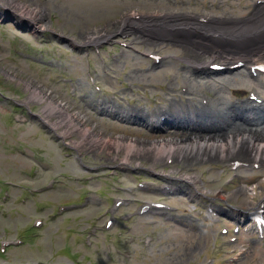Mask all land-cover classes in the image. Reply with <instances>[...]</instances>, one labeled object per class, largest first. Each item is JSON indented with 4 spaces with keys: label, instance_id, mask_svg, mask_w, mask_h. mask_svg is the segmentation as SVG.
Instances as JSON below:
<instances>
[{
    "label": "rangeland",
    "instance_id": "374dc122",
    "mask_svg": "<svg viewBox=\"0 0 264 264\" xmlns=\"http://www.w3.org/2000/svg\"><path fill=\"white\" fill-rule=\"evenodd\" d=\"M0 5V90L6 97L0 96V264H223L231 247L220 236L219 228L206 221L204 203L207 197L213 198L222 212L232 215L233 210L240 209L242 197L239 200L227 197L243 187L254 207L264 192V157L232 154L216 161L174 157L175 163L169 166L165 161L168 153L159 162L135 156V150L161 144L176 147L192 144L196 141L192 139L201 134L197 141L205 143L207 137L203 128L201 133L189 136L182 131L165 133L144 124L100 117L94 104L101 96L93 95L86 76L84 53L92 46L85 39L92 33L102 36L100 40L107 35L118 36L123 28L119 21L135 14H169L183 19L193 15L210 17L220 24L225 18L234 21L230 25L233 26L251 17L252 0H1ZM10 7L20 8L32 17L31 21L14 14ZM159 34L162 37L155 40L148 33L133 37L135 46L143 53H160L165 57L157 67L134 52H126L116 62L110 61V54L117 53L115 44L112 45L114 39L104 41L109 44L102 51L109 70L103 74L98 62L93 68H98L97 79L107 101L116 94L120 108L127 105L124 102L127 100L134 111L143 114L160 113V108L166 107L185 118L204 121L205 116L209 123L214 122L224 130L225 136H233L235 124L248 127L243 118L248 112L239 95L243 98L251 89L264 92L262 81L252 80L239 71L211 79L197 78L201 79L198 82L189 60L204 63L212 60V56L194 58L180 39L204 37L186 32ZM259 57L264 58V54ZM223 61L233 62L229 58L217 59ZM169 79L174 83L168 85ZM183 85L190 88L187 95L181 92ZM199 95H207L213 101L212 111L203 109ZM15 104L28 105L45 116V107L52 105L56 111L45 122L57 123L58 127L28 120L21 114L25 112L16 110ZM16 116L20 122H14ZM233 116L241 117L242 122L232 119ZM253 129L254 138L263 140L264 122ZM60 133H70L71 140L64 142ZM96 141L108 144L99 149ZM115 142L135 146L129 153L130 166L126 171L118 170L117 177L109 174V167L125 160L128 152L123 149L110 157L108 148ZM223 142L228 148L227 139ZM228 157L257 161L262 168L240 171L239 177L234 178L226 169ZM181 162L190 163L191 168L185 172L186 182L179 187L183 193L170 201L180 211L171 214V221L164 217H139V206L134 203L157 200L160 195L157 187L163 183L151 177L146 169L155 167L159 173H176ZM51 177H59L58 183L48 189ZM138 181L146 182L148 190H136V196L132 197L136 202L126 205L121 212V216L132 214L133 218L128 222L119 220L113 230L106 231L109 217L105 213L109 205L116 196H126L120 193V187H137ZM193 184H197L202 196L197 195ZM9 192L11 197L5 203L4 193ZM60 206L78 209L56 218ZM39 219L45 224L35 236L33 227ZM87 237L92 243L90 247L85 243ZM18 239L24 245L1 252L4 243H15ZM148 240L149 246L145 244ZM241 245L248 250L239 264H264V242L247 237ZM124 251L130 253V259L122 255Z\"/></svg>",
    "mask_w": 264,
    "mask_h": 264
},
{
    "label": "bare ground",
    "instance_id": "6f19581e",
    "mask_svg": "<svg viewBox=\"0 0 264 264\" xmlns=\"http://www.w3.org/2000/svg\"><path fill=\"white\" fill-rule=\"evenodd\" d=\"M8 1V0H5ZM1 2V0H0ZM1 7V5H0ZM9 10H12L14 14H20L21 17L29 18L31 21L30 15L24 13L20 8L16 7H10ZM38 16L39 13H36ZM149 18H151L150 15H148ZM128 18H123L119 21V26L123 27V29H127L128 26L125 24L127 23ZM168 23L166 26V30L174 29L176 27L184 26V27H192V31L196 32L197 28L194 27L195 24L185 20H179L175 19V17L167 14L164 15L161 21H154L147 22L144 24H153V23ZM203 30V29H200ZM150 34L149 37L151 40H155L156 38H161L162 35L159 34L160 32L156 28H152L149 30ZM218 34L222 33L225 37H234L237 38V42H239V50L236 45H229V43H224L223 45H215L213 44L211 38H209V34ZM110 35H107L106 37H109ZM201 37L203 36V39H196L194 37L189 38H181L180 42L183 43L185 46H187L189 52L194 56V58H202L206 54H209L211 56H219L221 58H230L231 56H235L241 53H247V54H261L264 51V11H257L252 12L251 17L248 19L240 20L235 22V24L231 27L228 25L226 26H215L211 27L207 30L204 34L201 33ZM254 37V39H252ZM100 39H103L102 36L98 34L92 33V35H89L86 37L87 44H95ZM212 42H210V41ZM236 42V41H235ZM243 48V49H242ZM189 63L192 64H198L194 60H189ZM33 97H37L36 94L33 95ZM55 107L52 105H47L45 107V113L47 116H45L46 120H49V116H52L55 113ZM64 119H67L66 117ZM232 119L238 120L242 122V118L233 116ZM60 123V122H59ZM62 123H65L64 120H62ZM247 124L248 127L236 125L235 127H229L233 128L231 131V134L233 136H225V131L216 127L214 122H210L209 125H206L204 128L203 134H206L205 143L198 142V138H202V134L199 136H195L192 140H196L192 144H181L180 146L176 147L177 145H158V146H152L147 149H143L137 151L133 148L135 146L129 144L126 146H123L120 142H115L114 144H110L111 148H108L110 150L109 156L112 157L113 153H116L117 155L122 153V150H126L128 152L125 162H129V153L134 151L136 152L135 156H146L151 158L155 162H159L161 160L162 156H165V153L167 154L166 161L170 158L176 157V158H194L195 160H207V161H216V160H223L226 156L237 154L240 157H246V156H255L257 157H264V139L258 140L254 138V135L256 132H253V127L251 126V123L248 121ZM51 126H53L55 129L58 127L57 123H51ZM72 135L69 133L67 137H71ZM86 137H83V140ZM90 139V138H89ZM227 139V145L228 148H225L224 140ZM187 140V138H186ZM222 142L220 143V141ZM95 144L98 146L99 149L103 146H107L106 144H100V142L96 141ZM177 148V149H175ZM113 149V150H112ZM114 158V157H112ZM239 197H242V200L239 202L241 207L244 208H251L253 206V201L251 199V196H249L248 191L245 188H240L238 191L230 194L227 199H235L238 200Z\"/></svg>",
    "mask_w": 264,
    "mask_h": 264
}]
</instances>
